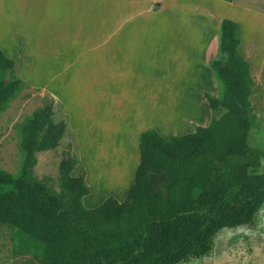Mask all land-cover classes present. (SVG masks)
<instances>
[{
	"label": "trees",
	"instance_id": "obj_1",
	"mask_svg": "<svg viewBox=\"0 0 264 264\" xmlns=\"http://www.w3.org/2000/svg\"><path fill=\"white\" fill-rule=\"evenodd\" d=\"M238 45L237 24L222 20L223 59L210 64L221 97L204 94L212 113L222 114L169 139L141 133L134 184L121 203L108 197L85 209L89 190L82 176H71L78 160L69 153L58 167L60 193L30 176L35 155L56 148L67 132L51 104L18 126L22 165L17 175L0 170V225L15 230L14 251L30 256L24 264H181L211 251L221 230L254 224L264 173L253 170L264 149L248 142L255 84ZM24 87L0 51V111Z\"/></svg>",
	"mask_w": 264,
	"mask_h": 264
},
{
	"label": "crops",
	"instance_id": "obj_2",
	"mask_svg": "<svg viewBox=\"0 0 264 264\" xmlns=\"http://www.w3.org/2000/svg\"><path fill=\"white\" fill-rule=\"evenodd\" d=\"M224 19L237 24V51L255 84L249 99L263 113L264 0H0V51L17 78L60 105L81 159L72 177L86 179L84 154L133 165L125 190L109 192L121 203L142 132L169 139L209 124L204 94L221 97L210 64L223 59ZM165 100L184 105L171 119L155 118V103Z\"/></svg>",
	"mask_w": 264,
	"mask_h": 264
},
{
	"label": "rangeland",
	"instance_id": "obj_3",
	"mask_svg": "<svg viewBox=\"0 0 264 264\" xmlns=\"http://www.w3.org/2000/svg\"><path fill=\"white\" fill-rule=\"evenodd\" d=\"M7 79L8 77H6ZM172 102L168 100L157 101L154 108L155 118L157 116L158 119L168 120L171 119L168 115L174 117L181 111L184 100H179L176 106ZM45 104L52 105L54 121H65L60 105L49 94L29 86L19 90L5 109L0 111V170L11 175H17L20 172L22 156L18 147V126L33 111ZM207 112L208 115L212 113L209 108H207ZM221 114L222 111H218L212 114V117L218 118ZM255 115V124L249 133L248 142L253 147L264 149V112H256ZM76 148L77 144H75L72 135L66 132L56 148L39 152L35 155L36 164L33 166L30 176L44 183L54 192L60 193L59 163L69 153L73 157L76 156L78 160L76 166H78L81 159L78 157V148ZM105 151V149L97 150L98 154H101V152L105 153ZM86 152L89 151L86 150ZM119 152H133V149H122ZM98 158H85L84 154L82 173H86V179L84 177V180L86 186L90 189L88 197L84 199L83 206L85 209H87V204L98 205L106 198L114 197L109 192L114 191L117 193L120 189L124 191L129 182V171L131 173L133 169V165H127L124 168L125 170L122 169L120 172L118 169L115 170L114 174L111 172L112 170L106 172L108 163L102 164L101 161L103 159ZM133 158H135V153ZM124 160L120 159L114 165L108 164V167L112 169L123 163L125 164L126 161ZM253 173H264V158L261 160L260 166L253 170ZM101 179L106 180L107 183H100L102 182L100 181ZM125 198L126 196L124 200ZM15 236L16 232L14 229L0 225V264H24L30 257L29 255H19L14 251ZM181 264H264V204L257 212L252 226H239L221 230L213 239L211 251Z\"/></svg>",
	"mask_w": 264,
	"mask_h": 264
},
{
	"label": "bare ground",
	"instance_id": "obj_4",
	"mask_svg": "<svg viewBox=\"0 0 264 264\" xmlns=\"http://www.w3.org/2000/svg\"><path fill=\"white\" fill-rule=\"evenodd\" d=\"M128 165V163H123V164H121V165H118V167L116 166V167H113L112 169H110V167H108L109 165H107L106 166V172H108L109 170L111 171V172H113V174H114V172H115V170H117L118 169V171L120 172L122 169L123 170H125L124 168H125V166H127ZM119 167H122V168H119ZM100 181H102V182H100V183H103V184H106L107 182H106V180H103V179H101Z\"/></svg>",
	"mask_w": 264,
	"mask_h": 264
}]
</instances>
